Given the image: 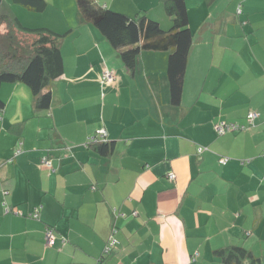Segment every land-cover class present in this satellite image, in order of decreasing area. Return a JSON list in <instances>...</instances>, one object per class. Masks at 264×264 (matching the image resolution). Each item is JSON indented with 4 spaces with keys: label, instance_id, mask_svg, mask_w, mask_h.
Returning a JSON list of instances; mask_svg holds the SVG:
<instances>
[{
    "label": "crops",
    "instance_id": "obj_1",
    "mask_svg": "<svg viewBox=\"0 0 264 264\" xmlns=\"http://www.w3.org/2000/svg\"><path fill=\"white\" fill-rule=\"evenodd\" d=\"M95 1L170 24L164 0ZM184 1L192 42L173 104L168 51L143 49L129 69L75 0H4L23 25L64 34L49 107L0 84V264H221L228 244L264 264V0Z\"/></svg>",
    "mask_w": 264,
    "mask_h": 264
},
{
    "label": "trees",
    "instance_id": "obj_2",
    "mask_svg": "<svg viewBox=\"0 0 264 264\" xmlns=\"http://www.w3.org/2000/svg\"><path fill=\"white\" fill-rule=\"evenodd\" d=\"M31 10H42L45 0H15ZM211 1V0H207ZM81 20L91 22L116 47L127 66L132 69L137 54L143 49L166 50L167 79L170 102L181 99L187 55L192 42L188 13L184 0H164L170 13V24L162 28L146 14L130 17L120 11L100 5L95 0H75ZM64 32L46 26L23 25L10 7L0 0V84L20 81L27 84L35 96L38 108L49 107L50 81L63 71L59 39ZM4 100L0 96V109ZM100 152H108L110 145L95 143ZM169 178V177H168ZM221 264H260V258L245 246L228 244L214 250Z\"/></svg>",
    "mask_w": 264,
    "mask_h": 264
},
{
    "label": "built area",
    "instance_id": "obj_3",
    "mask_svg": "<svg viewBox=\"0 0 264 264\" xmlns=\"http://www.w3.org/2000/svg\"><path fill=\"white\" fill-rule=\"evenodd\" d=\"M103 79L105 80H111L113 79V74L110 73V72H103ZM257 111H254V110H250L247 112V120H248V124H251L253 122V119L255 118V116L257 115ZM245 125L243 124H236V123H233V122H224V121H221V122H218L215 124V129L217 132L219 133H222L224 131H227V130H233V129H239V128H242L244 127ZM104 131H99L97 134L95 135H89L86 142H92V141H97L98 139H103L104 138ZM202 147L199 148V150H201ZM47 158L44 156L42 157V161L44 162H47L46 160ZM221 161H224L225 158H221L220 159ZM168 177L170 179H172L174 177L173 173H168ZM34 216H36V213H33ZM53 238H54V235L52 233V230L50 228H47L46 231H45V240H46V243L47 244H51L53 242ZM113 242H115V239L113 237H110L104 247V251L107 252L111 249L112 247V244Z\"/></svg>",
    "mask_w": 264,
    "mask_h": 264
}]
</instances>
